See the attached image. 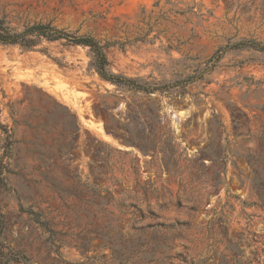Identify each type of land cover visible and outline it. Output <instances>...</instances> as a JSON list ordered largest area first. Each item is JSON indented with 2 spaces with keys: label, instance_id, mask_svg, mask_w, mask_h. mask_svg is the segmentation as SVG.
Listing matches in <instances>:
<instances>
[{
  "label": "rangeland",
  "instance_id": "rangeland-1",
  "mask_svg": "<svg viewBox=\"0 0 264 264\" xmlns=\"http://www.w3.org/2000/svg\"><path fill=\"white\" fill-rule=\"evenodd\" d=\"M0 19L89 36L112 73L178 83L129 91L99 78L87 47L0 44L1 251L264 264V54L227 51L203 71L227 44H264V0H0Z\"/></svg>",
  "mask_w": 264,
  "mask_h": 264
},
{
  "label": "trees",
  "instance_id": "trees-1",
  "mask_svg": "<svg viewBox=\"0 0 264 264\" xmlns=\"http://www.w3.org/2000/svg\"><path fill=\"white\" fill-rule=\"evenodd\" d=\"M145 25H147L148 29L144 34L143 40L147 39L152 27L148 23H145ZM43 42H64L68 46L87 47L92 54L93 67L99 78L121 89L152 94L156 91H165V89L174 87L178 84L175 82L166 86H151L146 83L141 84L136 79L112 73L108 69L109 64L105 55V46L100 45L99 42L89 36H76L63 30L56 29L49 23H36L24 27L21 31H16L10 28L4 20L0 19V44L18 46L25 51L38 50L45 53V49H37ZM240 49H249L264 54V44L253 40H241L236 43L227 44L224 48L217 50V52L204 63L205 68L203 71H210L213 69L227 51ZM59 66L62 67L63 65L59 64ZM195 79L197 78L188 77L184 83H190ZM6 250V253L0 250V264L22 262L26 264V259L22 255L13 253L9 248Z\"/></svg>",
  "mask_w": 264,
  "mask_h": 264
},
{
  "label": "bare ground",
  "instance_id": "bare-ground-1",
  "mask_svg": "<svg viewBox=\"0 0 264 264\" xmlns=\"http://www.w3.org/2000/svg\"><path fill=\"white\" fill-rule=\"evenodd\" d=\"M91 125L94 126V124H91ZM94 128L98 130V126H94Z\"/></svg>",
  "mask_w": 264,
  "mask_h": 264
}]
</instances>
